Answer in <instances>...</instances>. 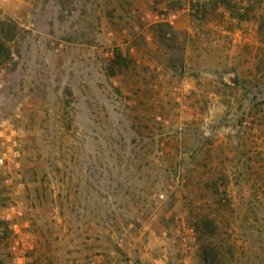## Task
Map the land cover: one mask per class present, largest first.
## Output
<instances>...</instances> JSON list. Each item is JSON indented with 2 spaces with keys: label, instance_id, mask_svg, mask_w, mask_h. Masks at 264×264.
Instances as JSON below:
<instances>
[{
  "label": "rangeland",
  "instance_id": "374dc122",
  "mask_svg": "<svg viewBox=\"0 0 264 264\" xmlns=\"http://www.w3.org/2000/svg\"><path fill=\"white\" fill-rule=\"evenodd\" d=\"M0 264H264V0H0Z\"/></svg>",
  "mask_w": 264,
  "mask_h": 264
}]
</instances>
